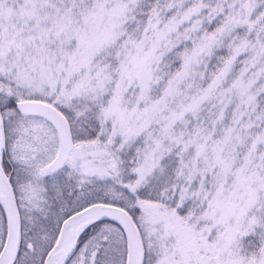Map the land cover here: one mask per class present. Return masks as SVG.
<instances>
[{
  "label": "snow or ice",
  "instance_id": "snow-or-ice-1",
  "mask_svg": "<svg viewBox=\"0 0 264 264\" xmlns=\"http://www.w3.org/2000/svg\"><path fill=\"white\" fill-rule=\"evenodd\" d=\"M0 264H264V0H0Z\"/></svg>",
  "mask_w": 264,
  "mask_h": 264
}]
</instances>
